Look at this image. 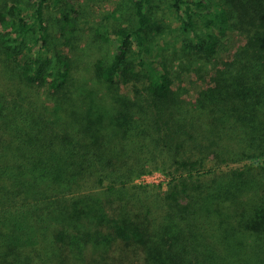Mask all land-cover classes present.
<instances>
[{
	"label": "trees",
	"instance_id": "trees-1",
	"mask_svg": "<svg viewBox=\"0 0 264 264\" xmlns=\"http://www.w3.org/2000/svg\"><path fill=\"white\" fill-rule=\"evenodd\" d=\"M77 1L0 0V264H78L90 233L50 215L81 222L102 193L108 248L132 228L142 264H264V0H122L85 34ZM160 165L165 189L138 181Z\"/></svg>",
	"mask_w": 264,
	"mask_h": 264
},
{
	"label": "rangeland",
	"instance_id": "rangeland-1",
	"mask_svg": "<svg viewBox=\"0 0 264 264\" xmlns=\"http://www.w3.org/2000/svg\"><path fill=\"white\" fill-rule=\"evenodd\" d=\"M120 3H122V0H78L76 2L77 5L75 9L78 14L77 31H82L85 34L95 31L96 28H100V25H104V21H102L101 18L105 16L106 13H109L111 10L116 8ZM164 3H160V1L156 3L157 7H159L156 9L158 12V16L156 17V19H158L159 23V25L157 26V31H160V34L156 37V39L162 46L163 52L166 53V58L173 62L176 73L181 75L180 79H183L187 91L191 96H193V94L200 88V85L197 86L189 83V76L186 72H184L182 68L183 64H188L189 58L188 56L182 55L183 52L180 49L181 36L175 32L177 31L176 27H178L179 24L176 21L174 14H172L169 10L167 2L165 5ZM47 13L51 31H57L58 25L56 12L53 8H50L48 9ZM79 39L80 41H84L85 38L81 36L79 37ZM227 41L228 45L221 50L224 54L230 50V47L234 46V44L236 43V37L234 35H227L226 42ZM76 46L79 45L76 44ZM81 52H83L82 62L87 61L88 58L86 51H84V49H81L79 50V53ZM79 58H81V56ZM121 89L125 95H132L130 85L122 86ZM246 164H249V162L243 161L232 163L228 168L222 167V169L226 171L229 170L230 167L238 168ZM208 165L210 166L212 164L209 163ZM165 170H167L165 166L160 165L157 170L155 169V171L147 174L148 176H145L143 178L141 177L139 179V182L142 184H149L154 186L160 185L165 189L166 183L169 180L167 177V172H165ZM100 196H102V200L108 197L104 193H102ZM102 200H94L90 201L89 203H85L88 201H83L77 205L78 208L76 209L79 212H76L75 220L81 219V222L73 223L72 220H62V217L67 214V211H65V213L59 215V217H52L50 215L49 223L51 224V226L59 228L61 226V223L63 225L64 223L70 225L66 226V229L76 232V241L86 239L85 236L90 233V237L86 240L88 241L87 246H85L83 249V256L81 258L80 256H78L80 260L78 264H142L141 253L136 243H133V240L138 238V234L132 228L121 227L122 225L116 224V236L113 244L108 248L107 243L104 239L107 230L101 229L99 227L100 224L105 223V221L100 218V216H98V206L105 205L99 203V201ZM114 203L118 208V203L116 200ZM80 206L85 208L84 214L80 213ZM69 210H71V208H69ZM96 234L98 236H96Z\"/></svg>",
	"mask_w": 264,
	"mask_h": 264
},
{
	"label": "built area",
	"instance_id": "built-area-1",
	"mask_svg": "<svg viewBox=\"0 0 264 264\" xmlns=\"http://www.w3.org/2000/svg\"><path fill=\"white\" fill-rule=\"evenodd\" d=\"M145 176H148V175H145ZM145 176H142V178L145 177ZM138 181H139V180H138Z\"/></svg>",
	"mask_w": 264,
	"mask_h": 264
}]
</instances>
